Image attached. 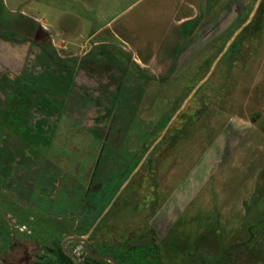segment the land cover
<instances>
[{
  "label": "rangeland",
  "instance_id": "rangeland-1",
  "mask_svg": "<svg viewBox=\"0 0 264 264\" xmlns=\"http://www.w3.org/2000/svg\"><path fill=\"white\" fill-rule=\"evenodd\" d=\"M155 1L0 0L3 264L43 262L46 212L59 213L57 206L87 190L86 197L114 193L254 2L199 0L200 12L177 30L181 40L162 41L172 61L165 65L157 53L145 67L105 25L115 16V30L128 22L158 39L175 31ZM121 35L130 40L128 31ZM147 165L154 173L145 168L132 180L159 183L161 218L189 232L208 226L210 252L218 237L234 264H257L258 249L264 252V1L258 29H246L217 62ZM7 201L27 211V221ZM73 248L81 257L80 244ZM201 256L187 264H201Z\"/></svg>",
  "mask_w": 264,
  "mask_h": 264
},
{
  "label": "flooded vegetation",
  "instance_id": "flooded-vegetation-1",
  "mask_svg": "<svg viewBox=\"0 0 264 264\" xmlns=\"http://www.w3.org/2000/svg\"><path fill=\"white\" fill-rule=\"evenodd\" d=\"M149 159L150 153L114 199L124 180L110 197H74L57 206L56 215L46 212L44 256L40 264H187L190 257L204 254L201 264H234V259H229L230 247L223 246L218 237L216 254L210 252L208 232L213 230L208 226L200 224L189 232L180 228L181 223L172 224V218L158 215L162 199L159 183L153 179L147 187L143 181L132 180L145 168L150 175L154 173V167L147 165ZM53 233L58 238L51 242L49 234ZM186 234H191L189 240L185 239ZM72 235L84 236L85 240L63 243ZM74 244H80L81 257L76 255V248L71 249ZM202 249L206 252L199 255Z\"/></svg>",
  "mask_w": 264,
  "mask_h": 264
},
{
  "label": "crops",
  "instance_id": "crops-1",
  "mask_svg": "<svg viewBox=\"0 0 264 264\" xmlns=\"http://www.w3.org/2000/svg\"><path fill=\"white\" fill-rule=\"evenodd\" d=\"M4 1V0H3ZM199 0H156L154 3L156 5L155 8H158L159 10L162 9L163 7L164 11L168 13L171 16V20L169 22V27L175 26L174 28L175 31H172L170 29H166L164 34L158 39L157 37H149L146 36L144 37L143 35L139 34L135 29L132 28L133 24H130L128 22L120 23L118 25V29L115 30L113 27V23L111 21L115 18L112 17L110 20L106 22L107 30L111 32V37L116 38L122 42H125L128 45H132L137 49V52L140 54L138 57L137 61H141V64L144 65L145 67L149 66L151 62H153L155 59H158L156 57V54H164L162 60L165 65L169 61H172L171 58L169 57L167 52H161L160 47L162 46L164 40L168 41L169 43H175L177 39L179 41L181 40L180 37L181 35L178 34L177 30L178 28L182 27L188 22H191L192 19L196 17V12L199 11V4H197ZM149 8V7H148ZM183 10H181V9ZM176 13V18L173 17L172 15ZM80 18V16H78ZM77 22H79L82 26L84 22H82L81 19H77ZM111 26V27H110ZM98 31V30H97ZM96 31V32H97ZM128 31L129 33V41L126 39V37H123L121 33H126ZM95 35L94 33H90L88 35V38L91 39V37ZM88 39V40H90ZM87 41V40H86ZM101 42V41H99ZM98 43V42H93ZM172 46V45H171ZM136 60V59H135ZM141 69H144L142 66H139Z\"/></svg>",
  "mask_w": 264,
  "mask_h": 264
},
{
  "label": "water",
  "instance_id": "water-1",
  "mask_svg": "<svg viewBox=\"0 0 264 264\" xmlns=\"http://www.w3.org/2000/svg\"><path fill=\"white\" fill-rule=\"evenodd\" d=\"M262 0H254L252 7L246 16V18L233 30L231 35L227 38V40L224 42L222 48L220 51L217 53V55L213 58L211 61L207 71L205 74L192 86V88L189 90V92L186 94V96L183 98L179 106L175 109V111L171 114L169 117L168 121L162 128L161 132L159 135L152 141V143L148 146L146 149L145 153L141 157V159L138 161V163L133 167L129 175L124 179V181L121 183L119 188L117 189L116 193L113 196V199L118 195V193L124 188V186L127 184V182L130 180L132 175L138 170L142 162L144 161L145 157L150 153V151L155 147V145L162 139L164 136L166 130L168 129L169 125L173 122V120L179 115V113L182 111V109L186 106V104L190 101V99L195 95L197 92L198 88L210 77L212 74L217 62L222 58V56L226 53L228 48L231 46L235 38L239 35V33L253 20L258 7L260 5ZM108 206L105 208L104 212ZM67 240H73V241H81L85 240L84 236H79V235H72L69 236L68 238L63 240V243H65ZM70 255V254H68ZM72 256V255H70ZM114 262V261H113ZM0 264H3V259L0 255Z\"/></svg>",
  "mask_w": 264,
  "mask_h": 264
},
{
  "label": "trees",
  "instance_id": "trees-1",
  "mask_svg": "<svg viewBox=\"0 0 264 264\" xmlns=\"http://www.w3.org/2000/svg\"><path fill=\"white\" fill-rule=\"evenodd\" d=\"M263 1L264 0H262L261 1V3H260V5H259V7H258V10H257V12H256V14H255V16H254V18H253V20L239 33V35L235 38V40L233 41V43L231 44V46L228 48V50L226 51V53L229 51V49L234 45V43L236 42V40L238 39V38H240L241 36H242V34L246 31V29H248V28H250V27H253L254 26V29H258V25H259V16H260V12H261V7H262V4H263ZM248 15V14H247ZM236 28V27H235ZM234 28V29H235ZM41 29V28H40ZM234 29H232V31L230 32V34L227 36V38L231 35V33L233 32V30ZM43 31V30H42ZM44 35H45V32H44ZM227 38H226V40H227ZM225 40V41H226ZM224 41V42H225ZM224 44V43H223ZM223 44H222V46H223ZM222 46L220 47V49L222 48ZM220 49L218 50V52L220 51ZM48 52V51H47ZM217 52V53H218ZM217 53H216V55H217ZM50 54V53H49ZM51 55V54H50ZM116 59L120 62V64H122V65H125V66H133L134 68H138V66H137V64L136 63H134V62H131L130 61V57L129 56H124V57H116ZM213 59V58H212ZM212 61V60H211ZM211 61H209V65H210V63H211ZM209 65H208V67H209ZM208 69V68H207ZM192 88V87H191ZM190 88V89H191ZM196 94V93H195ZM179 104V103H178ZM179 106V105H178ZM177 105L174 107V110L178 107ZM174 112V111H173ZM172 112V113H173ZM170 116H171V114H170ZM169 116V117H170ZM162 140V139H161ZM88 191L89 190H87V191H85V192H83V194H80L82 197L83 196H85L86 197V195L88 194ZM4 204H6L7 205V207H8V209H10V211H12V212H15V213H18V217L20 218V220L21 221H27V218H28V212L27 211H21V212H17V210H15L14 209V205L11 203V202H3ZM2 204V203H1ZM0 233L1 234H7L8 235V233H9V231H8V228H7V226L2 222V220H0ZM258 249V248H257ZM259 250V252H257L258 253V256H256L255 255V259H256V261H257V264H264V252L262 251V252H260L261 251V249H258ZM36 264H40V262L38 261Z\"/></svg>",
  "mask_w": 264,
  "mask_h": 264
}]
</instances>
